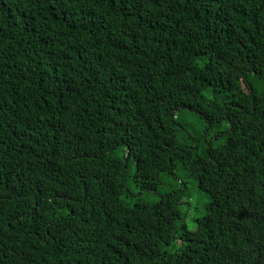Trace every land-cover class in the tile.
Returning a JSON list of instances; mask_svg holds the SVG:
<instances>
[{
    "label": "trees",
    "instance_id": "obj_1",
    "mask_svg": "<svg viewBox=\"0 0 264 264\" xmlns=\"http://www.w3.org/2000/svg\"><path fill=\"white\" fill-rule=\"evenodd\" d=\"M0 264H264V0H0Z\"/></svg>",
    "mask_w": 264,
    "mask_h": 264
},
{
    "label": "rangeland",
    "instance_id": "obj_2",
    "mask_svg": "<svg viewBox=\"0 0 264 264\" xmlns=\"http://www.w3.org/2000/svg\"><path fill=\"white\" fill-rule=\"evenodd\" d=\"M179 120L182 122L183 127L182 129L184 132L187 133V130L194 131L196 134H208L203 135V137H208V140L213 143H219L222 140V137H213V130H205V124L201 118L196 113L190 112L188 110H182L179 113H177ZM191 131V132H192ZM205 145H207L205 143ZM134 169V162L130 161L128 166V177H127V183H128V189L130 194L135 197L139 196L140 198L145 196V193H140L139 189H137L134 186V183L132 181V171ZM178 178L182 181L189 182L187 175L182 172L180 169H177ZM188 196L184 198L186 202L190 204L188 209L186 210L185 215L183 216L184 222L186 223V226L188 229H192L194 227V221L193 216L200 214V207L205 204L207 195L204 192H201L195 188V186H188L187 185ZM180 246L179 240H174L171 244L164 246V249L167 250H175L178 249Z\"/></svg>",
    "mask_w": 264,
    "mask_h": 264
}]
</instances>
